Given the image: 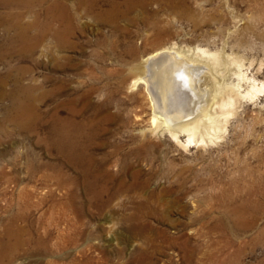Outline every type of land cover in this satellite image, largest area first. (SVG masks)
I'll list each match as a JSON object with an SVG mask.
<instances>
[{
    "label": "rangeland",
    "instance_id": "obj_1",
    "mask_svg": "<svg viewBox=\"0 0 264 264\" xmlns=\"http://www.w3.org/2000/svg\"><path fill=\"white\" fill-rule=\"evenodd\" d=\"M23 1L0 14L47 26L58 2L71 34L60 47L46 27L10 53L0 24V264H264V88L234 95L264 84V0H149L113 20L104 0ZM168 48L198 62L211 116L235 100L213 143L153 130L132 86ZM16 82L35 123L17 120ZM53 118L70 126L63 148Z\"/></svg>",
    "mask_w": 264,
    "mask_h": 264
},
{
    "label": "bare ground",
    "instance_id": "obj_2",
    "mask_svg": "<svg viewBox=\"0 0 264 264\" xmlns=\"http://www.w3.org/2000/svg\"><path fill=\"white\" fill-rule=\"evenodd\" d=\"M104 1L108 5L105 10H101V13L111 17L109 20H113L112 18L125 16V14L131 12L136 7L146 6L149 0H122L120 5L114 3L112 0ZM22 2L24 1L0 0V7L11 8L15 5L22 4ZM99 2L100 0H80L79 5L84 6L86 11L93 12L97 9ZM58 10H60V14H56ZM61 10H63V7L58 2H53L51 4L49 10L50 18L47 26L45 22H42V24L37 20L28 24H22L20 15L0 14V24L2 23L4 27V40L8 43L9 52H14L15 49H18L17 51L19 52L25 51V53L30 54L34 52L38 42L45 37L46 27L51 38L54 39L60 47H64V39L71 34V29H68L66 23L65 18L67 15L64 16ZM39 28L43 29L41 34L39 33L38 36L33 37L28 36L27 32L29 30ZM196 56H206L212 63V66H220L219 57L213 53L209 54L205 50L197 49ZM232 62L236 64V61ZM140 65L141 76L134 80L132 86L135 87L139 84L144 87L152 106V116L150 120L153 130H159L160 128L169 133L176 141L178 140V135L174 131L177 130L180 133H184L186 135L184 142L188 146L204 144L206 141L213 143V140L220 139L218 133L220 131H225V125L222 126V123H227L226 119L231 115L228 109L234 106L233 102H235V100L233 101V99L230 98L231 96L226 98L227 100L225 99V101L222 99L223 101L221 100L219 102L220 104L217 105L219 112L217 110L218 113L214 111V116L208 113L209 103L212 99H209L208 90L210 88L207 90V87H205L206 85L201 83L202 69L195 59L188 58L186 55H183V53L168 48L148 55ZM238 78L239 81L246 79L241 73H238ZM234 86L236 88L235 91L232 90L234 91V95L237 97L242 96L249 98L261 92L264 88V84L258 88L252 83L250 90L242 94L243 91L240 93L239 85L237 84ZM15 90L16 96L12 105L14 106L13 111L16 112L18 122L35 123L38 119L36 112L23 100V97L29 92L28 88L21 87V85L16 82ZM215 90L221 93L224 88L218 86ZM60 123V120L56 118L52 119L53 137L57 139L56 142H59L57 143L58 147L63 148L67 143L66 141H71L70 136L67 134L68 130L66 127L70 126L66 124L60 127ZM200 130H203V132H200ZM14 247H16V244L11 247V249Z\"/></svg>",
    "mask_w": 264,
    "mask_h": 264
}]
</instances>
